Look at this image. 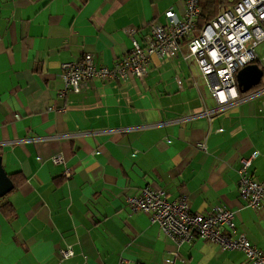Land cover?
I'll return each instance as SVG.
<instances>
[{
    "label": "crops",
    "instance_id": "crops-1",
    "mask_svg": "<svg viewBox=\"0 0 264 264\" xmlns=\"http://www.w3.org/2000/svg\"><path fill=\"white\" fill-rule=\"evenodd\" d=\"M169 10L183 18L184 0H0V158L15 186L0 198L14 210H0V264H248L239 249L177 243L132 210L127 198L147 186L186 193L194 212L228 206L264 250V207L239 184L247 159L264 182V86L221 108L187 41L143 78L78 91L62 80V64L87 53L113 66Z\"/></svg>",
    "mask_w": 264,
    "mask_h": 264
},
{
    "label": "built area",
    "instance_id": "built-area-1",
    "mask_svg": "<svg viewBox=\"0 0 264 264\" xmlns=\"http://www.w3.org/2000/svg\"><path fill=\"white\" fill-rule=\"evenodd\" d=\"M184 3L183 18L174 10L167 11L169 23L152 25L145 43L133 39L130 52L117 59L113 66L98 64L91 53L62 64L61 77L66 88L78 91L84 82L96 79L127 75L143 78L154 56L175 58L181 52L182 43L187 41L189 53L186 58L196 59L218 105L224 108L239 101L238 72L256 63L264 73V60L260 59L257 50L259 43L264 41V0H239L199 29L201 1L184 0ZM54 160L61 162L62 158L58 156ZM251 163L252 159L245 160L239 170L240 190L249 207L260 209L264 207V182L250 174ZM126 202L132 210L147 213L177 243L199 238L218 243L223 249L242 250L248 264H264V250L239 231L236 214L228 206L221 205L207 213L194 212L186 193L171 200L165 190L153 186L145 187L138 196L128 197ZM61 254L64 258L71 257L73 248L61 250ZM173 255L174 258L167 259L168 263H174L177 251ZM125 263L121 261V264Z\"/></svg>",
    "mask_w": 264,
    "mask_h": 264
},
{
    "label": "water",
    "instance_id": "water-1",
    "mask_svg": "<svg viewBox=\"0 0 264 264\" xmlns=\"http://www.w3.org/2000/svg\"><path fill=\"white\" fill-rule=\"evenodd\" d=\"M263 74V70L256 63L247 65L241 69L237 74L240 92L246 93L251 87L259 84ZM14 187V183L3 168L0 158V198L11 192Z\"/></svg>",
    "mask_w": 264,
    "mask_h": 264
},
{
    "label": "trees",
    "instance_id": "trees-1",
    "mask_svg": "<svg viewBox=\"0 0 264 264\" xmlns=\"http://www.w3.org/2000/svg\"><path fill=\"white\" fill-rule=\"evenodd\" d=\"M202 13L200 18L197 21L198 29L201 28L204 24L208 23L212 18L217 16L222 8H230L231 4L239 0H200ZM9 205H3L0 207V210L13 214L14 210L9 211Z\"/></svg>",
    "mask_w": 264,
    "mask_h": 264
},
{
    "label": "rangeland",
    "instance_id": "rangeland-1",
    "mask_svg": "<svg viewBox=\"0 0 264 264\" xmlns=\"http://www.w3.org/2000/svg\"><path fill=\"white\" fill-rule=\"evenodd\" d=\"M237 2L238 1H236L233 4H231V6H234ZM223 9H225V8H222L221 11ZM257 50H258V55H259L260 59L261 60H264V41L261 42V43H259V45L257 47ZM263 83H264V76H263V78H262V80H261V82L259 84L254 85L253 87L250 88L249 93H254V92L258 91L261 88V86H262Z\"/></svg>",
    "mask_w": 264,
    "mask_h": 264
}]
</instances>
